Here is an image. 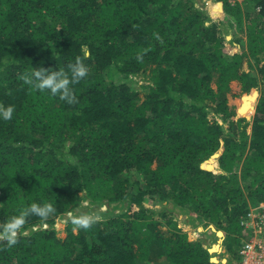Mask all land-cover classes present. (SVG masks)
I'll list each match as a JSON object with an SVG mask.
<instances>
[{"label":"trees","instance_id":"1","mask_svg":"<svg viewBox=\"0 0 264 264\" xmlns=\"http://www.w3.org/2000/svg\"><path fill=\"white\" fill-rule=\"evenodd\" d=\"M204 3L0 0V104L15 107L0 119V222L56 209L0 242V264H225L217 230L238 262L242 220L264 202V0H220L214 16ZM85 55L78 104L18 79ZM102 204L101 222L73 232L69 213ZM181 213L207 235L192 238Z\"/></svg>","mask_w":264,"mask_h":264},{"label":"clouds","instance_id":"2","mask_svg":"<svg viewBox=\"0 0 264 264\" xmlns=\"http://www.w3.org/2000/svg\"><path fill=\"white\" fill-rule=\"evenodd\" d=\"M153 37L162 41L159 33H153ZM51 47V46H50ZM150 49L145 48L137 53L136 60L139 63L144 62V56ZM84 59L87 56H78L74 63L67 65V70L60 67L59 70L50 68H36L32 71H26L18 75V79L27 85L31 91L49 92L53 97H59L60 100L65 101L69 105L78 104L79 101L74 94L73 85L80 83L89 74V68L85 65ZM15 107L12 105L5 106L0 104V119L10 121L13 118ZM74 163V161H71ZM81 207H87V201H82ZM104 211L101 208L99 211L91 213L74 214L69 213V222L72 225L73 232L80 229L89 230L93 225L101 222ZM56 212V209L51 203H32L29 206L21 209L17 214L0 222V242H5L8 248L15 246L19 237L22 235V229L26 225L30 216H37L43 221H47Z\"/></svg>","mask_w":264,"mask_h":264},{"label":"built area","instance_id":"3","mask_svg":"<svg viewBox=\"0 0 264 264\" xmlns=\"http://www.w3.org/2000/svg\"><path fill=\"white\" fill-rule=\"evenodd\" d=\"M242 224L247 234L242 237L237 264H264V202L250 205Z\"/></svg>","mask_w":264,"mask_h":264},{"label":"rangeland","instance_id":"4","mask_svg":"<svg viewBox=\"0 0 264 264\" xmlns=\"http://www.w3.org/2000/svg\"><path fill=\"white\" fill-rule=\"evenodd\" d=\"M237 1H239V2H241V3H243L244 2V0H230V2L231 3H236ZM204 5L206 6V8H207V10L209 11V13L212 15V16H214L215 15V13L217 12V10L219 9V7H220V0H204ZM223 26H224V31H225V33H226V35H227V43L230 45V46H233V47H235L236 45H234L235 44V42L233 41V32L232 31H230V29L228 28V26L226 25V24H223ZM214 159H216V158H212L211 160H208V161H212V160H214ZM218 161V160H217ZM206 163H209V162H206L205 161V164ZM211 168V167H210ZM212 169H214V170H217L214 166H212ZM85 201H87V204H89V200L88 199H86ZM91 206V208L93 209L92 211H90V212H87V213H91V212H93V211H95V209H94V205H90ZM154 207H161L160 206V204H158V203H155L154 205H153ZM101 208H103L104 209V211L108 208V204H102L101 206H100V209ZM117 211L119 210V209H116ZM196 216V214H192V217L194 218ZM180 217H182L181 218V223H182V225H183V227L186 229V230H188L189 231V233H190V236L192 237V238H199V237H205L206 235H207V233H206V228L204 227V225L203 224H200V225H195L194 223H191V222H189V220H187L186 219V217H187V215L185 214V213H181L180 214ZM65 221H66V216H63V217H60V218H58L57 220H56V227H63L64 226V224H65ZM45 224H47V223H45ZM48 225V224H47ZM210 227H212V229H217V227H216V225H214V224H211V225H209ZM219 231H222V233H219ZM217 236H211L210 238H209V243H210V249H211V251H212V253H213V257L214 258H216L217 260H223L224 262H225V264H230V263H228V261H227V259H226V257H225V251H223V250H221V248H222V245H223V237H224V232H223V230H217ZM61 235H63V231L61 232ZM216 244H218V245H220L219 246V248L216 250H214V246L216 245ZM240 259V258H239ZM237 262L235 261V263L234 264H236Z\"/></svg>","mask_w":264,"mask_h":264},{"label":"crops","instance_id":"5","mask_svg":"<svg viewBox=\"0 0 264 264\" xmlns=\"http://www.w3.org/2000/svg\"><path fill=\"white\" fill-rule=\"evenodd\" d=\"M223 240H224V237H223ZM221 250L225 251L226 250V247L224 245H222V248ZM225 257L227 259V261L229 260V253L227 251H225ZM234 263V262H233Z\"/></svg>","mask_w":264,"mask_h":264},{"label":"water","instance_id":"6","mask_svg":"<svg viewBox=\"0 0 264 264\" xmlns=\"http://www.w3.org/2000/svg\"><path fill=\"white\" fill-rule=\"evenodd\" d=\"M206 162H209L208 160L206 161ZM209 167H211L212 168V166L210 165V162L209 163H206ZM216 171H218V169L216 170ZM219 171H221V169L219 170ZM219 233H220V231H219ZM222 233V232H221ZM213 260H216V261H218L216 258H212Z\"/></svg>","mask_w":264,"mask_h":264}]
</instances>
